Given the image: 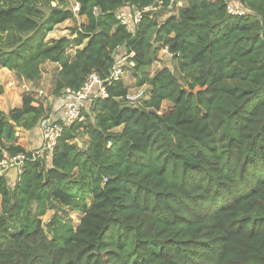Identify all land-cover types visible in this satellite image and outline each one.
<instances>
[{"label": "trees", "instance_id": "1", "mask_svg": "<svg viewBox=\"0 0 264 264\" xmlns=\"http://www.w3.org/2000/svg\"><path fill=\"white\" fill-rule=\"evenodd\" d=\"M232 1L248 13L185 0L159 21L169 0H78L76 11L68 0H0V70L34 83L54 63V93L76 92L91 72L105 79L123 48L147 87L130 104L123 80L106 86L50 162L15 144L47 109L28 94L0 110V162L23 156L10 184L0 175V264H264V0ZM117 10L140 13L132 30ZM76 17L71 38L46 41ZM164 48L179 79L147 72ZM68 210L81 214L76 228Z\"/></svg>", "mask_w": 264, "mask_h": 264}, {"label": "rangeland", "instance_id": "2", "mask_svg": "<svg viewBox=\"0 0 264 264\" xmlns=\"http://www.w3.org/2000/svg\"><path fill=\"white\" fill-rule=\"evenodd\" d=\"M68 2L70 3V8L72 9L74 0H68ZM168 13V10H163L161 15H159L158 20H163ZM82 22H84V18L76 17L75 20H68L55 26L53 31L47 35L46 41L49 43L52 39L60 38L63 36L71 38V29ZM67 54L69 58H72L73 49L68 50ZM156 58L157 62H155L147 71L149 75H152L154 71L164 66L169 68L179 79V75L175 68V61L171 55L164 53L163 50H160L157 53ZM114 61L115 63H118V65H121L122 69L125 72V76L122 82L128 86V94L134 97V99H138L135 104H138L139 101H143L147 93V87L136 86V76L132 73L131 65L127 63V57L125 56V50L123 48L119 49L118 52L114 54ZM58 69L59 66L54 63L46 62L42 64L40 66V77L38 81L34 83L20 79L12 71L9 70L6 73L2 74L0 78L3 81L1 83V87L3 88V94L0 95V110L7 112L12 108L20 107L22 96L29 94L35 100L34 105H42L43 108L47 109V117H51L53 120L57 121L58 119H56L57 117L55 116H58L59 118L60 110L57 108L54 102V98L56 95L54 93V89ZM23 83L25 84V87L22 86ZM39 90H41L43 94L39 95V93H37ZM169 107L170 104L168 102H165L163 103L161 110H167ZM86 112H89L90 114V109H88ZM15 144H19L21 146L23 145L26 148L32 146L28 136H26L25 134V131H22L20 129H16ZM31 151H33V149H31ZM52 215V211H47L41 217L42 223L48 222ZM80 219V213L68 210V218L66 220H69L74 226V228H76V226L80 222Z\"/></svg>", "mask_w": 264, "mask_h": 264}, {"label": "built area", "instance_id": "3", "mask_svg": "<svg viewBox=\"0 0 264 264\" xmlns=\"http://www.w3.org/2000/svg\"><path fill=\"white\" fill-rule=\"evenodd\" d=\"M226 1V10L229 14L233 16H244L248 13V11L232 0ZM185 3V0H169V6L167 10H170L173 7L175 10L182 7ZM79 7L78 0H74L72 10L76 11ZM152 9L151 6L145 8L144 10ZM93 11L96 13V9ZM115 18L121 23V25L125 26L127 30H132L135 24L140 19V13H136L134 18L131 19L123 10H117L115 12ZM164 53H167V50L162 49ZM170 55V54H169ZM132 66V64L130 63ZM125 76V72L122 69L121 65L118 63H114L110 69L109 75L105 79H100L99 76L95 72H91L86 77V80L79 91H71L69 88H63L59 94L55 95L54 102L59 111L56 119L53 120L51 117L43 118L39 124V144L33 149L32 155L43 157L49 156L51 154L52 149L54 148L57 140L60 138L65 127L71 125L74 122H80L83 120L84 113L88 109L91 108L92 101L97 98H103L106 96L105 87L110 86L113 83L122 81ZM25 87V84L22 85ZM37 93L39 95L43 94L41 90ZM125 99L130 104H135L138 99H134V97L129 94L126 95ZM145 99V97H144ZM8 160V161H7ZM23 160L22 155H16L10 159H4L0 162V175L3 172L7 171L10 168L15 167L18 162ZM17 168V167H16ZM18 173H20V167L17 168Z\"/></svg>", "mask_w": 264, "mask_h": 264}, {"label": "crops", "instance_id": "4", "mask_svg": "<svg viewBox=\"0 0 264 264\" xmlns=\"http://www.w3.org/2000/svg\"><path fill=\"white\" fill-rule=\"evenodd\" d=\"M48 63V62H47ZM8 70L5 68H2L0 70V77L2 74L6 73ZM3 81L0 78V85ZM26 136H28L29 141L31 142L32 146L29 148H26L22 145V147L26 150V151H31V149H34L40 142V138H39V129H38V125L37 127H35L34 129H32L31 131H27L25 132ZM31 148V149H30ZM47 162H50V155L48 156ZM16 166L13 168L8 169L7 171L3 172L2 174H5V176L8 179V184H10L14 179H15V175H16V170L18 172V167L21 166V162H18L17 164H15ZM17 167V168H16Z\"/></svg>", "mask_w": 264, "mask_h": 264}]
</instances>
